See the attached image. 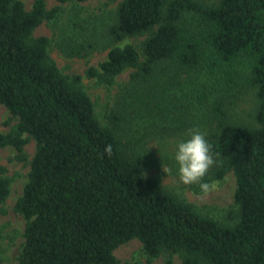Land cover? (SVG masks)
Wrapping results in <instances>:
<instances>
[{
	"label": "trees",
	"instance_id": "trees-1",
	"mask_svg": "<svg viewBox=\"0 0 264 264\" xmlns=\"http://www.w3.org/2000/svg\"><path fill=\"white\" fill-rule=\"evenodd\" d=\"M63 13L46 0L30 8L0 0V104L15 120L0 132V148L12 146L13 159L30 167L13 206L26 219L18 264H120L114 250L132 239L163 264L174 254L182 264H264V0H121L97 40H79L88 27L80 12L66 13L55 40L62 54L110 48L86 77L111 85L131 69L104 123L82 76L64 75L50 58L51 39L34 35ZM138 36L140 51L115 45ZM244 89L246 120L235 114ZM194 130L217 161L202 180L235 177L228 222L141 173L153 141L175 150ZM5 172L0 165V204L10 191ZM189 188L203 192L200 182Z\"/></svg>",
	"mask_w": 264,
	"mask_h": 264
},
{
	"label": "rangeland",
	"instance_id": "rangeland-1",
	"mask_svg": "<svg viewBox=\"0 0 264 264\" xmlns=\"http://www.w3.org/2000/svg\"><path fill=\"white\" fill-rule=\"evenodd\" d=\"M26 8H30L33 0H22ZM121 0H87L76 4L60 5L56 0H46L48 8H53L57 5L62 7L63 16L55 22L44 21L35 30L34 35H45L51 39L48 47L50 58L55 62L57 67L64 75L80 74L82 76L81 85L90 96L95 106L97 117L102 123L105 122L104 114L113 105L114 100L121 89V85L128 80L131 69H126L115 78V82L111 85L99 83L96 78H88L84 75L85 70L89 66L97 67L98 64L107 58L110 48L105 50L97 49L87 57H67L62 54L55 46L59 25L66 21L68 12H80L77 19L88 27L86 31L76 30L78 39L84 37L97 40V35L101 26L107 21V18L116 9ZM212 2L215 0H205ZM74 10V11H73ZM94 18L96 22L94 23ZM96 25V26H95ZM95 27L93 30L92 28ZM94 31V32H92ZM95 31H97L95 33ZM92 34V35H91ZM145 36L127 37L118 42L117 46L132 44L140 51L141 42ZM101 40L99 39V42ZM244 71H246L244 69ZM213 81V80H211ZM218 85L215 86L216 89ZM241 100L236 103L238 107L235 110L237 116H241L245 120L247 114L251 110V102L249 101L248 93L244 89L241 92ZM15 120L11 118L10 112L5 106L0 104V132H8L14 125ZM150 150L142 159L141 173L147 176L157 177L161 184L169 187L176 192L180 197L195 205L202 213L228 222L227 213L230 209H234V191L236 187L235 177L233 173L228 172L222 179L213 180L210 185H213L208 191L195 193L189 188L190 184H184L179 175L173 170L166 173L164 169L172 167L170 160L173 147L166 150L160 148L155 141L149 146ZM36 142L30 139L25 145V152L28 161L35 153ZM15 150L12 146L0 148V165H4L6 172L4 173L10 179L9 194L5 201L0 204V264H18V256L24 244V227L26 219L22 214L13 210L15 201L21 196L24 184L28 180L29 163L20 162L13 159ZM114 255L120 261V264H163L164 257L149 260L142 251L141 242L137 239H132L124 244H121L114 250ZM173 264H182L181 259L177 254L173 256Z\"/></svg>",
	"mask_w": 264,
	"mask_h": 264
},
{
	"label": "clouds",
	"instance_id": "clouds-1",
	"mask_svg": "<svg viewBox=\"0 0 264 264\" xmlns=\"http://www.w3.org/2000/svg\"><path fill=\"white\" fill-rule=\"evenodd\" d=\"M171 162L172 167L164 171L168 173L175 170L184 184L200 182L203 191H208L213 186L202 180L209 168L217 162L204 132L194 130L188 137L178 140Z\"/></svg>",
	"mask_w": 264,
	"mask_h": 264
}]
</instances>
